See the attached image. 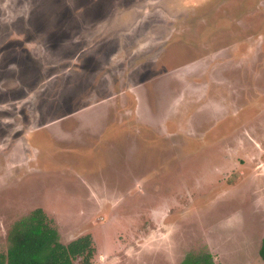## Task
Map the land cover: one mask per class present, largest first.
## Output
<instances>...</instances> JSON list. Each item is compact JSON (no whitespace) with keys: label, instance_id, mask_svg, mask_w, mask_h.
I'll use <instances>...</instances> for the list:
<instances>
[{"label":"rangeland","instance_id":"1","mask_svg":"<svg viewBox=\"0 0 264 264\" xmlns=\"http://www.w3.org/2000/svg\"><path fill=\"white\" fill-rule=\"evenodd\" d=\"M37 211L91 264H264V0H0V256Z\"/></svg>","mask_w":264,"mask_h":264},{"label":"trees","instance_id":"2","mask_svg":"<svg viewBox=\"0 0 264 264\" xmlns=\"http://www.w3.org/2000/svg\"><path fill=\"white\" fill-rule=\"evenodd\" d=\"M9 249L0 256V264H75L82 258L91 264L94 258L93 241L85 236L69 245L58 241L57 232L49 227L41 211L17 223L9 234ZM264 260V240L260 249ZM181 264H215L211 255L186 257Z\"/></svg>","mask_w":264,"mask_h":264}]
</instances>
